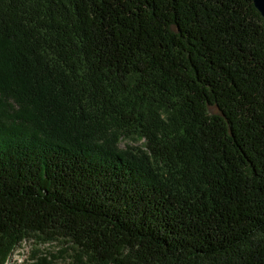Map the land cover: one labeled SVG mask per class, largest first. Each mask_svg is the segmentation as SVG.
Returning <instances> with one entry per match:
<instances>
[{"label":"trees","instance_id":"trees-1","mask_svg":"<svg viewBox=\"0 0 264 264\" xmlns=\"http://www.w3.org/2000/svg\"><path fill=\"white\" fill-rule=\"evenodd\" d=\"M27 239L264 264L253 0H0V264Z\"/></svg>","mask_w":264,"mask_h":264},{"label":"rangeland","instance_id":"rangeland-1","mask_svg":"<svg viewBox=\"0 0 264 264\" xmlns=\"http://www.w3.org/2000/svg\"><path fill=\"white\" fill-rule=\"evenodd\" d=\"M141 143V141L136 144ZM124 146V141L120 143ZM4 264H88L79 255L73 254L65 242H42L23 240L10 252Z\"/></svg>","mask_w":264,"mask_h":264},{"label":"water","instance_id":"water-1","mask_svg":"<svg viewBox=\"0 0 264 264\" xmlns=\"http://www.w3.org/2000/svg\"><path fill=\"white\" fill-rule=\"evenodd\" d=\"M253 3L264 19V0H253Z\"/></svg>","mask_w":264,"mask_h":264}]
</instances>
